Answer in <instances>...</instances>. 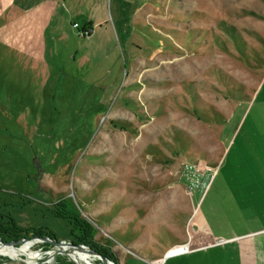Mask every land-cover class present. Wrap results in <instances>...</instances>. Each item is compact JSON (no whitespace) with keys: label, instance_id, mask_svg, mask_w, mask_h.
I'll use <instances>...</instances> for the list:
<instances>
[{"label":"rangeland","instance_id":"374dc122","mask_svg":"<svg viewBox=\"0 0 264 264\" xmlns=\"http://www.w3.org/2000/svg\"><path fill=\"white\" fill-rule=\"evenodd\" d=\"M43 10L0 0V212L73 244L65 199L112 264L173 255L200 207L209 234L244 232L245 167L264 191V0H106L88 39ZM235 247L167 264H237ZM52 248L0 264H102Z\"/></svg>","mask_w":264,"mask_h":264},{"label":"crops","instance_id":"0c3cea01","mask_svg":"<svg viewBox=\"0 0 264 264\" xmlns=\"http://www.w3.org/2000/svg\"><path fill=\"white\" fill-rule=\"evenodd\" d=\"M13 6L18 11L38 10L45 8L39 16L34 18L43 17L44 13L48 11L50 24L54 23L56 29L59 25L62 26V21L65 23L73 22L79 26L83 22H86L85 28L95 27L100 24L105 18L103 14L106 0H11ZM48 8L46 9V7ZM83 27V28H84ZM82 28V29H83ZM253 167V166H252ZM252 167H245V231L237 232L229 237L217 236L216 234H209L204 212L201 207L198 210H193L190 214V218L193 216L192 221L194 232L196 235L193 238L185 240L183 242H177L172 244L170 249H174L180 245H186L188 252L175 253L171 256H163L154 258L153 260L159 261L162 264L165 260V264L168 262L181 259L184 257L192 256L193 254L202 251L215 250L229 245L236 246L235 251L238 255L237 264H264V191L253 192L254 188L250 187L251 175L249 169ZM249 174L248 177L246 175ZM260 179H258V185ZM264 185V180H263ZM251 189V191H250ZM264 190V187L261 188ZM237 230V229H236ZM218 241H223L222 244H217Z\"/></svg>","mask_w":264,"mask_h":264},{"label":"trees","instance_id":"16d2710c","mask_svg":"<svg viewBox=\"0 0 264 264\" xmlns=\"http://www.w3.org/2000/svg\"><path fill=\"white\" fill-rule=\"evenodd\" d=\"M69 204V201L61 199L55 204L54 214L57 216V218L67 221L70 224L72 228L71 234L75 239V241H72L73 245L90 246L100 255L106 256L109 260L115 262V256L109 250L104 249L98 245L96 241H94V235L96 232L92 225L83 219L79 212ZM39 232L35 231L34 234H37L40 237L54 238L52 235H41ZM24 233H26V231L18 227L11 217L8 215L5 216L0 212V238L4 242L10 243L17 242L21 239H29L24 237ZM14 247H18V245H15Z\"/></svg>","mask_w":264,"mask_h":264},{"label":"water","instance_id":"95a60500","mask_svg":"<svg viewBox=\"0 0 264 264\" xmlns=\"http://www.w3.org/2000/svg\"><path fill=\"white\" fill-rule=\"evenodd\" d=\"M33 242L34 244H39V243H48L50 245L53 246L52 248V255H57V254H78L79 251H82L84 250L86 253H88L90 256H93V257H97L101 262L102 264H112L108 259L107 257L105 256H102L100 254H98L97 252H95L94 250H91L89 247L87 246H74L73 244H69V243H66L64 241H58L54 238H50V237H40V236H34L32 237L31 239H21L17 242H10V243H6L4 241L1 240L0 238V247H12V246H15V245H22L24 243H28V242ZM13 248H17V247H13ZM18 249V248H17ZM174 254V251L171 252V254ZM69 259H71L69 257V255H66ZM53 258V257H51ZM71 261L73 263H76L75 260L71 259Z\"/></svg>","mask_w":264,"mask_h":264},{"label":"bare ground","instance_id":"6f19581e","mask_svg":"<svg viewBox=\"0 0 264 264\" xmlns=\"http://www.w3.org/2000/svg\"><path fill=\"white\" fill-rule=\"evenodd\" d=\"M32 245H34L33 242H28V243H24L20 246H18L17 248H12V247H0V253H6V254H9L10 256H12V258L14 259H17V257H20L22 256L29 247L31 248ZM180 250H184V249H180ZM84 251V250H83ZM64 255H69V257L72 259L74 258L73 260L77 261L80 260V259H95L94 257L90 256L88 253L86 252H82V251H79L78 254H64ZM161 262L160 261H154L153 264H160Z\"/></svg>","mask_w":264,"mask_h":264},{"label":"built area","instance_id":"2783aa9c","mask_svg":"<svg viewBox=\"0 0 264 264\" xmlns=\"http://www.w3.org/2000/svg\"><path fill=\"white\" fill-rule=\"evenodd\" d=\"M73 28L78 30L79 26L77 24H73ZM93 32H94V29L92 27L83 28L81 30H78V34L77 35L80 36V37L88 39V38H90V36H92ZM222 243H223V241H218L217 242V244H222ZM180 249H184V250H180ZM173 251H174V254L176 252H178V253H186V252H188V247L186 245H182V246H179V247H176V248L172 249V251H170V253L173 252Z\"/></svg>","mask_w":264,"mask_h":264}]
</instances>
